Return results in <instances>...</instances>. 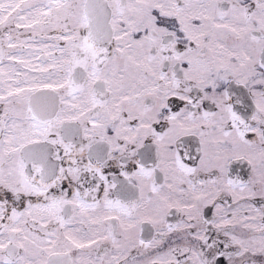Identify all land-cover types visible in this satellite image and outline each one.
Listing matches in <instances>:
<instances>
[{
  "label": "snow or ice",
  "instance_id": "1",
  "mask_svg": "<svg viewBox=\"0 0 264 264\" xmlns=\"http://www.w3.org/2000/svg\"><path fill=\"white\" fill-rule=\"evenodd\" d=\"M0 264H264V0H0Z\"/></svg>",
  "mask_w": 264,
  "mask_h": 264
}]
</instances>
